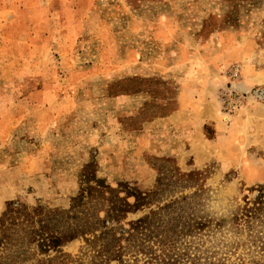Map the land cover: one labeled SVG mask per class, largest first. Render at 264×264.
<instances>
[{"label": "rangeland", "instance_id": "rangeland-1", "mask_svg": "<svg viewBox=\"0 0 264 264\" xmlns=\"http://www.w3.org/2000/svg\"><path fill=\"white\" fill-rule=\"evenodd\" d=\"M87 172L146 195L108 227L154 212L168 263L264 262V0H0V216L68 208ZM21 242L0 264L92 260Z\"/></svg>", "mask_w": 264, "mask_h": 264}, {"label": "trees", "instance_id": "trees-1", "mask_svg": "<svg viewBox=\"0 0 264 264\" xmlns=\"http://www.w3.org/2000/svg\"><path fill=\"white\" fill-rule=\"evenodd\" d=\"M84 177L90 181L93 178V183L81 184L68 208H51L42 204L29 206L20 201H10L0 216V246L6 242L9 244L7 248H19L21 241L26 238V242L35 241L40 251L47 252L80 237L85 240V251L92 253L90 264H106L111 259L119 260L117 264H174L166 261L164 252L161 254L148 247L158 236L153 228L156 220L154 212V215L146 214L127 221L128 227H108L112 219L119 220L128 211L138 209L141 200L147 198L146 195L129 189L125 196H121L119 188L111 186L104 178L88 172ZM256 195L252 203L248 202L244 207V215L250 217L249 222L251 218L257 217L261 222L264 220L261 216L264 213V184L258 186ZM127 196L136 199L130 202ZM102 197L108 201V205L105 215L101 216L98 214L101 209L98 203ZM87 198L91 200L90 205H86ZM93 200L95 202L92 203ZM123 238L127 243L122 242ZM257 248L264 255L263 236L259 238ZM140 258L142 263L138 262ZM239 264L248 263L243 259ZM249 264L264 262L254 259Z\"/></svg>", "mask_w": 264, "mask_h": 264}]
</instances>
